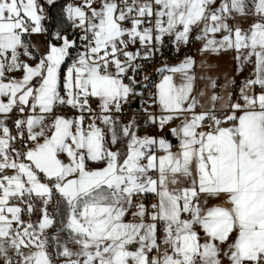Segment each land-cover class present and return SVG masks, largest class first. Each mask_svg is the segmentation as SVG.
<instances>
[{
	"label": "snow or ice",
	"instance_id": "obj_1",
	"mask_svg": "<svg viewBox=\"0 0 264 264\" xmlns=\"http://www.w3.org/2000/svg\"><path fill=\"white\" fill-rule=\"evenodd\" d=\"M0 264H264V0H0Z\"/></svg>",
	"mask_w": 264,
	"mask_h": 264
},
{
	"label": "crops",
	"instance_id": "obj_2",
	"mask_svg": "<svg viewBox=\"0 0 264 264\" xmlns=\"http://www.w3.org/2000/svg\"><path fill=\"white\" fill-rule=\"evenodd\" d=\"M229 22H230V24L238 25L243 29H247L249 27V25L253 22V20L251 18H237V19L231 20ZM216 38L219 39L220 35L217 34ZM32 39L34 42H36L41 47L43 46V44H44V37L43 36H34ZM199 47H200V43L198 44V48ZM185 54H188V53H184V55ZM192 56H194L198 61L201 59V57L198 56L197 54L192 55ZM209 59H210V62L219 66V72L222 74V79H223V74H226L229 77L233 74L234 69H235V62L233 60V53L232 52L223 53L219 56H213V57H210ZM17 75H19V73H17ZM245 75H247V72H245ZM200 87H202V85L198 83L197 84V90H199ZM141 134H143V133H141ZM170 139H171V137H170ZM173 143H175L174 139H173Z\"/></svg>",
	"mask_w": 264,
	"mask_h": 264
},
{
	"label": "built area",
	"instance_id": "obj_3",
	"mask_svg": "<svg viewBox=\"0 0 264 264\" xmlns=\"http://www.w3.org/2000/svg\"><path fill=\"white\" fill-rule=\"evenodd\" d=\"M198 44L199 43H194L191 47H185L182 49L181 53L179 54V57H177L176 53L174 51H170V50H165V56L167 57V63L168 64H175L178 62V59L179 58H182L184 53H188L189 55H196L197 54V49H198ZM163 63L162 60H157L155 63L151 64L149 66V68L147 69V71L149 73H153L154 72V69L157 68V67H160L161 64ZM159 76L158 75H153L152 76V79L154 81H158L159 80ZM137 79H140V77H137ZM138 86V85H137ZM155 89H150V90H145L142 88V93H143V98L145 100H148L149 99V91H154ZM141 106V102L139 101L138 103V109L140 108ZM126 112L129 113V116L128 117H125V121L130 117L131 115V112H134L131 110V105L129 107H126L125 109ZM167 131V129L165 130V132ZM153 134H157L155 132H153Z\"/></svg>",
	"mask_w": 264,
	"mask_h": 264
},
{
	"label": "water",
	"instance_id": "obj_4",
	"mask_svg": "<svg viewBox=\"0 0 264 264\" xmlns=\"http://www.w3.org/2000/svg\"><path fill=\"white\" fill-rule=\"evenodd\" d=\"M138 90L142 92V86L141 85H138L137 86ZM138 103H139V100L137 101H134L132 104H131V110L132 111H136L138 110ZM167 132V131H166ZM170 138V137H169Z\"/></svg>",
	"mask_w": 264,
	"mask_h": 264
}]
</instances>
